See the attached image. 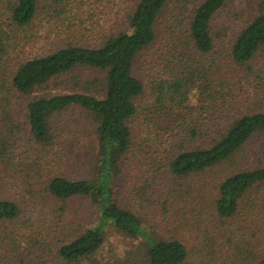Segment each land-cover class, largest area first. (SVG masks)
<instances>
[{"label": "rangeland", "instance_id": "374dc122", "mask_svg": "<svg viewBox=\"0 0 264 264\" xmlns=\"http://www.w3.org/2000/svg\"><path fill=\"white\" fill-rule=\"evenodd\" d=\"M138 1L66 0L59 11L49 12L51 1L40 0L32 25L11 29L10 13L0 0V27L12 39L11 55L0 75V145L10 147L12 165L3 166L0 197L13 201L20 209L14 222H0V264H68L59 257L60 247L99 221V207L92 198L61 201L47 191L56 177L92 179L100 154L96 122L81 108L65 111L53 119L56 139L46 148L31 135L27 105L33 98L50 94L85 92L101 98L105 74L79 69L30 96L12 93V74L29 59L68 45L97 46L109 36L129 30ZM203 1L171 3L159 20L156 45L137 60L135 75L145 87L131 126L138 143L123 167L114 202L138 214L164 239H180L189 253L185 264H236L233 244L242 242L247 251H252L254 248L245 243L250 240L257 250L264 249V216L258 222L240 217L225 224L217 216V186L234 168L226 164L176 179L168 165L180 146L192 149L205 140L192 138L184 130L203 124L201 130L217 132L235 114L255 112L253 108L264 106V54L242 69L231 68L229 61L235 39L255 19L260 0H230L214 18L215 49L202 59L221 67L228 95L221 94L213 102L206 95L192 94V116L184 124L187 111L173 115L150 113L151 107L159 106L152 97L151 84L174 77L181 60L178 53L191 54L188 23L192 11ZM245 152L250 160L243 166L264 164V134L257 135ZM259 198L264 206V187L259 190ZM105 236L100 252L79 264H148L142 239L112 228Z\"/></svg>", "mask_w": 264, "mask_h": 264}, {"label": "trees", "instance_id": "16d2710c", "mask_svg": "<svg viewBox=\"0 0 264 264\" xmlns=\"http://www.w3.org/2000/svg\"><path fill=\"white\" fill-rule=\"evenodd\" d=\"M2 1L10 13L8 23L11 29L28 28L39 12L40 0ZM50 1V8H53L49 12H57L66 0ZM175 1L189 4L196 0H139L130 17L129 30L109 36L97 46L68 45L45 56L29 59L19 64L11 76L12 93L30 96L53 80L79 69L105 74L104 96L101 98L85 92L50 94L33 98L27 105L31 135L46 148L52 146L56 139L53 119L71 108L83 109L97 125L100 154L92 179L72 181L56 177L47 186L50 195L61 201L92 198L99 207V221L60 247L59 257L68 264H79L98 254L105 244L109 228L142 239L148 264H185L188 259V249L180 239H164L138 214L114 202L123 167L138 143L131 126L138 116L137 102L144 96L145 87L135 75V66L140 56L156 45L159 20ZM229 1L205 0L192 11L188 23L191 54L178 53L181 60L174 77L151 84L152 97L159 105L154 106L157 109L151 107V114L171 112L169 115H173L187 111L184 124L192 116L189 108L192 94L206 95L208 100L216 102L221 94L226 93L221 67L214 61L205 63L202 58L210 56L215 49L214 18ZM11 51L12 39L1 26L0 75ZM262 54L264 0L258 4L255 19L235 39L229 56L230 67L236 70L247 67ZM1 81L2 78L0 87L3 86ZM85 85L91 86L90 82ZM253 109L255 112H239L230 117L224 126L218 127L217 132H213L214 129L211 133L208 129L201 130L203 124L184 130L192 138L207 141H201L200 146L192 149L180 146L169 160V172L176 179L203 174L226 164L234 168L224 174L214 201L215 212L224 224L240 217L258 222L264 216V206L259 198V190L264 187V164L243 166L250 160L246 147L257 135L264 134V106H258L259 110ZM10 150L7 144L0 145V176L3 166L12 165ZM19 215L16 203L0 197V222H14ZM245 243L254 249L247 251L242 242L233 244L236 264H264V249L257 250L250 240Z\"/></svg>", "mask_w": 264, "mask_h": 264}]
</instances>
